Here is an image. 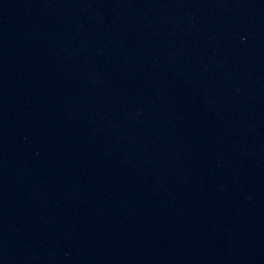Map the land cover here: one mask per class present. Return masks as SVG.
Instances as JSON below:
<instances>
[{
	"label": "water",
	"instance_id": "1",
	"mask_svg": "<svg viewBox=\"0 0 264 264\" xmlns=\"http://www.w3.org/2000/svg\"><path fill=\"white\" fill-rule=\"evenodd\" d=\"M185 0H0V176L103 68Z\"/></svg>",
	"mask_w": 264,
	"mask_h": 264
}]
</instances>
